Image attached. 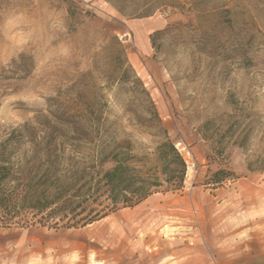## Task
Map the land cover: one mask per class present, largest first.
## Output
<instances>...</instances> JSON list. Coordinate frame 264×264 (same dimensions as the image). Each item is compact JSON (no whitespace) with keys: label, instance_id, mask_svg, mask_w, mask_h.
Instances as JSON below:
<instances>
[{"label":"rangeland","instance_id":"obj_1","mask_svg":"<svg viewBox=\"0 0 264 264\" xmlns=\"http://www.w3.org/2000/svg\"><path fill=\"white\" fill-rule=\"evenodd\" d=\"M127 66L185 162L182 189L84 227H11L32 237L24 247L53 264H219L252 236L263 249L264 194L243 195L264 192L247 170L264 155V0H0V141H62L63 113L89 112L73 121L91 126L100 112L117 120L116 142L150 153L155 140L125 114L137 106L118 79ZM91 137L54 157L59 185L85 180ZM219 169L236 180L206 185Z\"/></svg>","mask_w":264,"mask_h":264},{"label":"trees","instance_id":"obj_2","mask_svg":"<svg viewBox=\"0 0 264 264\" xmlns=\"http://www.w3.org/2000/svg\"><path fill=\"white\" fill-rule=\"evenodd\" d=\"M120 52L119 56H123ZM128 73L131 76H126ZM118 79L121 85L130 82L128 91L137 106L125 114L137 131L155 140L153 150L136 155L129 141L116 142L117 120L109 123L108 117H102L100 112L92 114L91 126L73 121L78 115L86 122L91 116L89 112L63 113L62 125L69 134L62 141L5 138L0 141V228L25 229L36 224L53 229L84 227L120 209L134 208L154 194L182 189L185 162L169 139L148 93L129 66ZM79 136L94 139L87 177L77 185H59L54 179L57 164L54 157L67 149L75 151ZM224 139L212 148L218 160L225 159V147L232 140V134ZM237 140L234 145L243 147L245 139ZM247 170L264 174V155L248 163ZM235 180L232 172L219 169L211 174L206 185L215 188ZM28 215L30 220L26 218Z\"/></svg>","mask_w":264,"mask_h":264},{"label":"crops","instance_id":"obj_3","mask_svg":"<svg viewBox=\"0 0 264 264\" xmlns=\"http://www.w3.org/2000/svg\"><path fill=\"white\" fill-rule=\"evenodd\" d=\"M13 231L11 228H0V264L55 263L51 261L49 252L24 247L26 242L33 240L29 234H17ZM224 256L228 258L221 256L219 264H264V248L260 249L258 238L253 236L245 243L236 242L234 251L225 253Z\"/></svg>","mask_w":264,"mask_h":264},{"label":"bare ground","instance_id":"obj_4","mask_svg":"<svg viewBox=\"0 0 264 264\" xmlns=\"http://www.w3.org/2000/svg\"><path fill=\"white\" fill-rule=\"evenodd\" d=\"M247 185V184H244V186ZM262 186V185H261ZM259 188V187H258ZM260 189V188H259ZM264 189V188H263ZM263 192V191H261ZM261 192H256V191H253V190H249L248 188H246V192L244 193L243 197L244 198H248L250 199L249 202L250 203H254L256 205H259L261 201H259L260 198H258L259 196H261V194H264L261 193ZM263 198V197H262ZM263 202V201H262ZM257 207V206H256ZM252 208V207H251ZM255 208V207H254Z\"/></svg>","mask_w":264,"mask_h":264}]
</instances>
